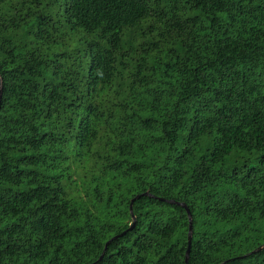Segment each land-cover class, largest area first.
Here are the masks:
<instances>
[{
  "label": "trees",
  "instance_id": "trees-1",
  "mask_svg": "<svg viewBox=\"0 0 264 264\" xmlns=\"http://www.w3.org/2000/svg\"><path fill=\"white\" fill-rule=\"evenodd\" d=\"M0 91V264H264V0H0Z\"/></svg>",
  "mask_w": 264,
  "mask_h": 264
},
{
  "label": "water",
  "instance_id": "water-1",
  "mask_svg": "<svg viewBox=\"0 0 264 264\" xmlns=\"http://www.w3.org/2000/svg\"><path fill=\"white\" fill-rule=\"evenodd\" d=\"M0 97H1V91H0ZM145 194H146V193H145ZM135 198H137V197H135ZM133 200H134V199H133ZM132 202H133V201H132ZM183 206H184V205H183ZM186 211H187L188 219H189V222H190V220H191V215H190L188 209H186ZM130 212L132 213V206H131V205H130ZM132 217H133V216H132ZM133 218H134V217H133ZM114 238H115V237H114ZM190 242H191V225L189 226V232H188V248H187L186 255H185V264H188V255H189ZM108 243H109V242L106 243L105 248H104V251H105L106 246L108 245ZM262 248H264V245L258 247V248L256 249V251H259V250H261ZM253 252H255V251H253ZM102 256H103V254L100 256L99 260H101Z\"/></svg>",
  "mask_w": 264,
  "mask_h": 264
}]
</instances>
